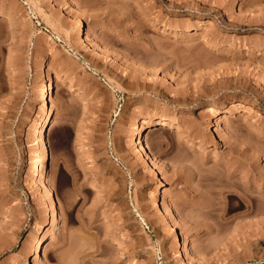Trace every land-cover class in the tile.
Masks as SVG:
<instances>
[{
    "label": "rangeland",
    "instance_id": "rangeland-1",
    "mask_svg": "<svg viewBox=\"0 0 264 264\" xmlns=\"http://www.w3.org/2000/svg\"><path fill=\"white\" fill-rule=\"evenodd\" d=\"M0 264H264V0H0Z\"/></svg>",
    "mask_w": 264,
    "mask_h": 264
},
{
    "label": "bare ground",
    "instance_id": "bare-ground-1",
    "mask_svg": "<svg viewBox=\"0 0 264 264\" xmlns=\"http://www.w3.org/2000/svg\"><path fill=\"white\" fill-rule=\"evenodd\" d=\"M80 33H84L83 29L81 28ZM47 91H50V94H47L43 104L42 108L43 110L41 113H39L38 117L34 120L32 123L33 129L36 130V135H35V143L38 146V157L41 161L38 171L36 172L37 176H40L41 179L44 181L45 184V189L47 191V207H48V223L51 225V227L54 230H58L60 228V221H59V211L57 210L56 207V202H55V191L53 187L50 185L49 180H48V173H47V167H46V159H47V154H48V148H47V129L44 127L47 118L52 117L53 121L55 120V112H56V107L51 105V100H52V94H54L55 87L54 84L50 82L49 88ZM221 108H217L216 112L220 113ZM172 118L165 116L159 119L156 123V127L154 129H162L165 127L167 124L172 123ZM148 122L147 119H144L143 123L140 125H137L133 131V129L130 127L129 130H127L126 137L131 138L133 136L136 137V140H138L135 143V146L137 149L142 152L145 156H150V153L148 151V147L145 145V140H144V129L146 128V123ZM81 151L84 153L83 155V160L84 162H93L94 158L92 155L87 153V147L85 145H81ZM153 160V159H152ZM154 161V160H153ZM156 161L154 162V164ZM153 164V166H154ZM156 166V164H155ZM154 166V167H155ZM157 170V169H156ZM155 170V171H156ZM97 188H100V184L97 182L96 183ZM164 191V185L162 179H160L158 186L152 191V196L151 200L154 202H158V199L162 195V192ZM158 211H161V208L158 209ZM177 229L174 228L172 231V234H177ZM42 244H43V237L38 238L33 242V247H32V253L36 254L37 257L42 256Z\"/></svg>",
    "mask_w": 264,
    "mask_h": 264
}]
</instances>
